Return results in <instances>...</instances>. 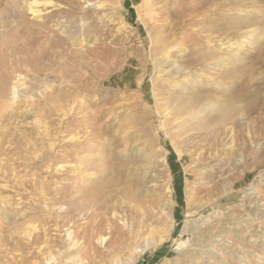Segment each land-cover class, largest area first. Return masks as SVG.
I'll return each instance as SVG.
<instances>
[{"label": "rangeland", "instance_id": "rangeland-1", "mask_svg": "<svg viewBox=\"0 0 264 264\" xmlns=\"http://www.w3.org/2000/svg\"><path fill=\"white\" fill-rule=\"evenodd\" d=\"M27 1L0 0V264H264V0Z\"/></svg>", "mask_w": 264, "mask_h": 264}, {"label": "bare ground", "instance_id": "bare-ground-1", "mask_svg": "<svg viewBox=\"0 0 264 264\" xmlns=\"http://www.w3.org/2000/svg\"><path fill=\"white\" fill-rule=\"evenodd\" d=\"M41 3L42 2L40 0H28L26 3V6H25L26 10L29 12V14L35 15L38 13V11H39L38 7L41 5ZM237 53H238V47L233 49L231 55H236Z\"/></svg>", "mask_w": 264, "mask_h": 264}]
</instances>
